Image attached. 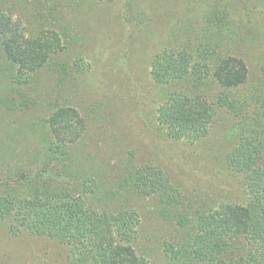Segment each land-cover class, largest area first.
Returning <instances> with one entry per match:
<instances>
[{"label": "rangeland", "instance_id": "1", "mask_svg": "<svg viewBox=\"0 0 264 264\" xmlns=\"http://www.w3.org/2000/svg\"><path fill=\"white\" fill-rule=\"evenodd\" d=\"M184 53L204 75L200 90L193 73L165 74L163 65H183ZM219 55L233 71L245 65L235 90L260 93L264 104V0H0V181L31 165L41 146L56 149L83 165L80 182L96 184L86 209L119 216L117 242L148 264H207L189 255L188 228L161 214L162 191L182 193L179 210L190 214L248 198L244 174L227 159L241 128L262 121L264 105L243 115L217 105ZM176 97L207 106L205 135L169 134L162 109ZM33 128L50 135L33 138ZM132 166L142 186L118 190ZM17 207L0 217V264H71L68 246L32 234ZM169 244L184 253L168 252Z\"/></svg>", "mask_w": 264, "mask_h": 264}, {"label": "trees", "instance_id": "2", "mask_svg": "<svg viewBox=\"0 0 264 264\" xmlns=\"http://www.w3.org/2000/svg\"><path fill=\"white\" fill-rule=\"evenodd\" d=\"M207 54L210 56V52ZM184 59L183 65H163L167 70L165 74L177 78L193 73L194 87L200 90L202 84L206 85L203 73L191 71L188 53H184ZM216 60L219 61L217 82L222 87L217 92V105L238 115L264 105L260 93L241 94L235 90V86L247 78L244 64L233 71L230 61L220 55ZM225 73L227 78L223 77ZM162 111L171 128L169 134L173 137L192 136L194 132L201 137L208 131L211 115L207 106L193 105L190 97H176ZM258 120L241 128L227 159L231 168L246 178L248 198L244 203L223 201L212 207H199L190 214L179 210L182 193L170 185H163L165 204L161 214L180 227L188 228L189 255L197 262L264 264V164L261 160L264 151V117L262 121ZM40 134H44L43 140L47 139L50 132L38 133L33 128V138H38ZM41 148V153L31 165L12 167L11 174L0 181L5 191L11 193L9 196L4 190L0 191V217L4 219L9 216L11 209L7 211V207L12 208L17 202L16 211L29 231L58 239L67 245L71 264H87L90 260L95 264H148L131 247L117 242L115 232L119 233L123 227L116 212L104 211L100 215L86 209L87 197L84 198V195L96 191V184L91 186L88 179L79 181L80 175L85 173L83 165L72 163L70 158L64 160L56 149ZM3 151L5 154L7 149ZM5 157L10 155L5 154ZM139 173L141 170L138 168L130 169L120 179L117 189L129 186L131 191L137 190V187L142 186L144 177V174ZM80 187L86 190L82 194L74 193L73 190ZM167 250L181 255L185 249L169 244Z\"/></svg>", "mask_w": 264, "mask_h": 264}]
</instances>
